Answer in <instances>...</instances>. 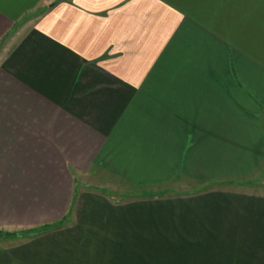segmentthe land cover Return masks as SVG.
Listing matches in <instances>:
<instances>
[{"label": "crops", "instance_id": "0c3cea01", "mask_svg": "<svg viewBox=\"0 0 264 264\" xmlns=\"http://www.w3.org/2000/svg\"><path fill=\"white\" fill-rule=\"evenodd\" d=\"M257 177L264 0H0V264H264Z\"/></svg>", "mask_w": 264, "mask_h": 264}, {"label": "rangeland", "instance_id": "374dc122", "mask_svg": "<svg viewBox=\"0 0 264 264\" xmlns=\"http://www.w3.org/2000/svg\"><path fill=\"white\" fill-rule=\"evenodd\" d=\"M257 178H258V180L260 179L259 177H257ZM113 181H111V183H112L113 186H111L112 188L111 189L109 188V189L111 190L110 193H112L114 195H118V196H121V195L130 196V195H139V194L144 193L142 191L125 188V187H123V186H121L118 183H115ZM257 181L254 182L253 184L249 183V186H251V187L252 186H262V183L264 182V178L261 177L260 182H257ZM193 188H195V187H193ZM255 188H258V187H255ZM176 189H173V188H171L169 190L166 189V190L159 191L157 193H169L168 191H172V190H174V191L171 192V193H174V192L177 191ZM246 189H248V187ZM262 189L264 190V185H263V187H261V190ZM179 191H181V190H179ZM152 193H155V192H152ZM3 234H5V233H0V236L3 235ZM2 240H5L6 241L7 239H2Z\"/></svg>", "mask_w": 264, "mask_h": 264}, {"label": "trees", "instance_id": "16d2710c", "mask_svg": "<svg viewBox=\"0 0 264 264\" xmlns=\"http://www.w3.org/2000/svg\"><path fill=\"white\" fill-rule=\"evenodd\" d=\"M64 223H65V219L62 220V221H60V222L57 223V224H54L52 227H60V226H62ZM45 228H47V226H44L43 228H40V229L36 230L35 232L39 233L40 231L44 230ZM37 233H36V234H37Z\"/></svg>", "mask_w": 264, "mask_h": 264}]
</instances>
